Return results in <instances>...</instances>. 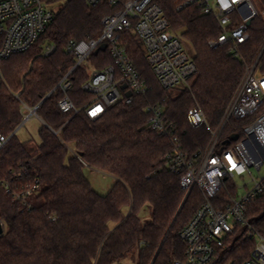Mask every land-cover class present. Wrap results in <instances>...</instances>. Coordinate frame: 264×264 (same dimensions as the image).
<instances>
[{
  "label": "trees",
  "instance_id": "obj_1",
  "mask_svg": "<svg viewBox=\"0 0 264 264\" xmlns=\"http://www.w3.org/2000/svg\"><path fill=\"white\" fill-rule=\"evenodd\" d=\"M186 1L156 3L193 54L197 71L189 88L163 90L145 60L141 41L124 32L127 53L148 91L135 96L130 105L108 107L96 119L87 118L82 109L91 98L82 85L90 68L104 69L112 64L107 50L90 54L71 71L66 94L58 84L75 64L69 41L97 38L102 18L116 8L67 0L31 49L1 62L0 132L10 136L23 120V105L34 108L41 102L36 114L42 126L38 143L20 140L14 134L0 151V179L15 190L38 183L29 199L30 208L14 202L12 194L0 188L4 225L0 264H123L130 257L135 260L129 264H151L157 252L152 264H173L183 258L185 245L179 235L202 203V195L194 187L185 199L180 174L166 165V155L174 148L170 136L150 129L145 108L164 104L170 133L192 159L209 145L210 131L218 128L245 66L256 60L264 45V0H256L258 14L247 28L246 41L237 46V57L229 52L230 43L213 49L208 46L222 31L196 4L184 6ZM49 45L55 49L44 55L43 49ZM259 62L264 70V51ZM65 95L80 110L78 114L59 109L58 102ZM194 106L203 113L207 126L188 123L187 113ZM241 125L227 122L219 149L233 143L230 137L240 133ZM85 167L115 179L105 195L92 187ZM147 207L150 210L143 218L140 212ZM249 217L254 222L264 221V195L249 206ZM247 249L244 243L239 244L228 259L240 264Z\"/></svg>",
  "mask_w": 264,
  "mask_h": 264
},
{
  "label": "built area",
  "instance_id": "obj_2",
  "mask_svg": "<svg viewBox=\"0 0 264 264\" xmlns=\"http://www.w3.org/2000/svg\"><path fill=\"white\" fill-rule=\"evenodd\" d=\"M54 1L0 0V64L36 44L54 14L65 4L52 8L50 3ZM84 1L90 6L107 4L116 8L114 13L102 18V30L97 38L70 40L68 43L75 64L58 84L64 94L70 88L67 77L71 71L84 64L99 46L104 44L112 58V64L104 69L88 70L87 80L82 85V90L91 97L82 108L87 118L96 119L117 103L130 105L135 96L145 95L148 91L146 82L127 53L122 40L124 32L132 33L141 41L145 60L163 90L189 88L197 71L193 54L171 29L156 0ZM189 4L199 6L202 13L211 16L222 31L208 42V46L213 49L230 43L229 52L237 57V46L247 39L249 26L246 23L258 14L252 1L187 0L184 6ZM54 49L53 45L45 46L43 54L48 55ZM263 51L264 45L256 60L245 66L240 84L218 128L210 131L209 145L192 159L180 149L178 139L170 133L164 104H151L145 108L150 129L169 135L174 146L166 155L167 167L180 174V185L186 196L194 187L202 195V203L179 235L185 245L184 256L174 260L173 264H235L228 256L241 243L248 249L247 257L240 264H264V221L254 222L249 217V206L264 195V175L260 174L264 167V70L259 62ZM3 84L0 66V87ZM58 107L63 113L72 111L75 115L80 111L66 95L58 102ZM24 112L27 118L37 116L34 108L25 105L23 115ZM230 120L242 123L240 133L231 135H238V139L219 149L221 132ZM187 121L193 127L207 126L203 113L195 106L188 111ZM15 132L10 136L0 132V151ZM252 170L258 173V177L252 176ZM246 175L251 178L252 186L244 196L238 197L235 179ZM14 179H18L17 175ZM0 188L11 193L14 202L30 208L29 199L38 189V183L35 181L15 190L7 180L0 179ZM0 227H4L1 218Z\"/></svg>",
  "mask_w": 264,
  "mask_h": 264
},
{
  "label": "rangeland",
  "instance_id": "obj_3",
  "mask_svg": "<svg viewBox=\"0 0 264 264\" xmlns=\"http://www.w3.org/2000/svg\"><path fill=\"white\" fill-rule=\"evenodd\" d=\"M67 0H56L54 2L50 3V6L52 8H55L56 6L60 4L66 3ZM252 3L258 8V4L256 0H252ZM26 112H24V117L21 122V124L17 127L16 129V137L20 140H30L32 139L36 143L39 142V137H38V131L40 127L42 126V121L37 117V116H31L30 118L26 117ZM71 149V148H70ZM84 174L92 187L101 195H105L110 187L113 185L115 182V179L108 175L105 174L101 171L85 167L84 169ZM251 174L253 177H258V173L255 170L251 171ZM261 175H264V167L262 168ZM235 182L237 184V195L238 197H242L245 195V193L251 188L252 182L251 178L246 175L243 178H236ZM247 185V186H246ZM147 210L149 212L150 208L147 207L146 209L143 208L142 211L140 212V216L143 218L147 217ZM134 258L130 257L126 260H123L121 263L123 264H129L134 262Z\"/></svg>",
  "mask_w": 264,
  "mask_h": 264
},
{
  "label": "water",
  "instance_id": "obj_4",
  "mask_svg": "<svg viewBox=\"0 0 264 264\" xmlns=\"http://www.w3.org/2000/svg\"><path fill=\"white\" fill-rule=\"evenodd\" d=\"M250 23H251V20H248L247 23H246L247 26H249ZM105 48H106V46L103 44V45L99 46V48H98L94 53L97 54L99 51H104ZM124 87H125V86H123L122 88H124ZM41 103H42V102H41ZM41 103H40V104H41ZM40 104H39V105H40ZM39 105H37L36 107H34V109L37 110L38 107H39ZM237 139H238V135H233V136H231V138H230V140H231L232 142H235ZM186 197H187V196H185V199H186ZM185 199H184V201L182 202V204H181V206H180L178 212L176 213V215H175V217H174V219H173V221H172V223H171V225H170V227H169V229H168V231H167V233H166V235H165V237H164V239H163V241H162L160 247L162 246L164 240L166 239L167 235H168L169 232L171 231V228H172V226H173V224H174V222H175V220H176V218H177L179 212L181 211V208L183 207V204H184V202H185ZM1 234H2V228L0 227V235H1ZM158 251H159V250H158ZM157 253H158V252H157ZM157 253H156V255L154 256L152 263L154 262V260H155V258H156V256H157ZM152 263H151V264H152Z\"/></svg>",
  "mask_w": 264,
  "mask_h": 264
}]
</instances>
